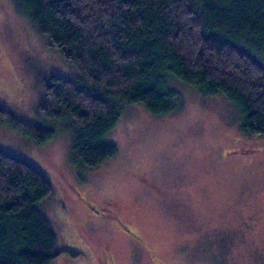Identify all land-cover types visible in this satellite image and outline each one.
Wrapping results in <instances>:
<instances>
[{"label":"rangeland","instance_id":"1","mask_svg":"<svg viewBox=\"0 0 264 264\" xmlns=\"http://www.w3.org/2000/svg\"><path fill=\"white\" fill-rule=\"evenodd\" d=\"M47 74L73 78L76 71L37 33L23 0H0V107L37 119V87ZM170 84L182 109L152 115L126 105L106 136L116 155L91 170L73 164L65 124L37 144L0 123V149L52 182L47 211L90 246L53 264H107L101 243L116 264H264V137L244 134L241 111L225 95H201L179 79ZM85 200L111 201L145 243L101 220L105 212Z\"/></svg>","mask_w":264,"mask_h":264},{"label":"trees","instance_id":"2","mask_svg":"<svg viewBox=\"0 0 264 264\" xmlns=\"http://www.w3.org/2000/svg\"><path fill=\"white\" fill-rule=\"evenodd\" d=\"M23 2L37 33L76 74L39 79L37 119L0 107V123L37 144L65 124L78 168L116 155L106 136L126 105L152 115L181 110L172 79L201 95H225L241 111L244 134L264 137V0ZM53 193L38 168L0 149V264H53L90 251L66 219L61 224L47 211Z\"/></svg>","mask_w":264,"mask_h":264},{"label":"flooded vegetation","instance_id":"3","mask_svg":"<svg viewBox=\"0 0 264 264\" xmlns=\"http://www.w3.org/2000/svg\"><path fill=\"white\" fill-rule=\"evenodd\" d=\"M108 202H109V205L107 207H104V205H96L90 201H86V203L94 209V212L96 214H100V211H101V213L105 212L103 218H100L101 220H104V221L110 220L114 224V228L118 232H120L122 234L129 233L130 235L134 236L139 241L145 243L142 239V234H141L139 228L136 227L135 224L131 223V221H129L121 213V211L119 210V208L117 206H113L111 201H108ZM107 212H108V214H107ZM110 217L113 219V221L110 219ZM100 246L102 248V253H103V256L105 258L106 263L107 264H116L115 259L112 255V253L110 252L109 248L106 247L104 243H101ZM149 254L153 255L151 252H149Z\"/></svg>","mask_w":264,"mask_h":264}]
</instances>
